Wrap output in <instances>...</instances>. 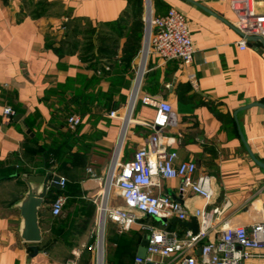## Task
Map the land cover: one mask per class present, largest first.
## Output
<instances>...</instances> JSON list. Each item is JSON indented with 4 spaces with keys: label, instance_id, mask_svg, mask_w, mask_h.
Instances as JSON below:
<instances>
[{
    "label": "crops",
    "instance_id": "1",
    "mask_svg": "<svg viewBox=\"0 0 264 264\" xmlns=\"http://www.w3.org/2000/svg\"><path fill=\"white\" fill-rule=\"evenodd\" d=\"M151 2L156 16L171 6L186 14L195 47L191 63L163 60L154 52L143 56L145 0H0V264H64L83 245L79 264L150 262L137 261L143 257L147 230L136 223L120 231L113 220H101L98 202L108 179L119 170L116 161L132 159L154 131L159 100H167L173 109L163 140L177 151V160L196 162L194 177L211 176L214 195L209 200L192 191L182 196L180 180L163 177L155 178L153 191L179 198L191 212L204 209L213 217V209L222 208L217 234L227 221L249 226L264 213V167L249 151L264 162V43L252 40L239 48L241 34L226 1ZM90 30L95 32L93 42L104 49L102 61H107L109 46L115 47L119 62L129 57V47L138 50L130 59L129 87L114 95L110 109L101 94L109 81L100 76H109L111 68L103 64V75L90 67L85 50ZM138 32L143 34L140 39ZM96 77L100 82L90 86ZM88 92L96 95L89 98ZM82 104L91 106L92 113H76L80 129L65 136L68 128L78 126L69 125L67 108ZM5 106L15 113L5 114ZM112 110L117 116L110 115ZM49 158L62 159L61 170L52 169L78 185V201L67 205L64 194L63 210L54 215L52 202L65 186L49 187L50 197L38 214L42 239L25 241L18 205L28 181L41 189L38 178L48 171ZM108 202L123 205L114 184ZM192 217L201 224L196 215L186 220ZM140 222L180 235L187 230L163 217L142 215ZM198 250L192 251L199 255ZM163 264L175 262L167 257ZM243 264H264V258H248Z\"/></svg>",
    "mask_w": 264,
    "mask_h": 264
},
{
    "label": "built area",
    "instance_id": "2",
    "mask_svg": "<svg viewBox=\"0 0 264 264\" xmlns=\"http://www.w3.org/2000/svg\"><path fill=\"white\" fill-rule=\"evenodd\" d=\"M146 1L147 28L143 56L150 52L158 54L163 60L180 59L183 63H191L195 47L190 32L186 14L175 6L169 7L165 13L154 15L151 0ZM226 1L235 13L234 26L241 37L237 41L239 48H247L249 36H261L264 39V0H221ZM142 73L139 78L141 80ZM149 102L150 98L144 96ZM4 113H15L10 106L4 107ZM111 116H117L112 110ZM173 115V109L167 100L156 102V113L152 123L154 131L148 136L144 145L137 148L132 159L125 162L116 161L119 166L117 173L108 179V187L101 195L98 209L101 220L109 218L117 223L120 231L130 229L134 224H141L147 230V255L137 257L138 262L151 261L153 264H163L164 258L170 257L175 264H243L252 257L264 258V213L253 224L234 225L226 222L220 232L217 224L222 220L223 209L215 207L213 217L204 209L189 211L184 204L167 193H156L152 187L158 184L155 178H178V191L184 195L189 191L195 192L206 199H211L214 190L211 176L201 174L194 177L197 164L192 160H177L178 153L170 149L163 140L162 130ZM68 123L75 127L80 123V116L72 114ZM124 131L127 121L123 123ZM92 171V168H88ZM67 179L61 177L64 187ZM120 190L123 205L111 206L108 202L112 185ZM66 201L64 194H59L53 200L51 211L59 215ZM142 215L163 217L169 219L178 217L188 219L196 215L201 220L198 231L194 233L187 229L180 235L177 231L157 227L140 222ZM217 234V235H216ZM201 248L199 255L192 250ZM84 247V245H83ZM75 250V255L68 258L64 264H79L78 258L82 248ZM92 248V246H88ZM38 264V263H35Z\"/></svg>",
    "mask_w": 264,
    "mask_h": 264
},
{
    "label": "trees",
    "instance_id": "3",
    "mask_svg": "<svg viewBox=\"0 0 264 264\" xmlns=\"http://www.w3.org/2000/svg\"><path fill=\"white\" fill-rule=\"evenodd\" d=\"M87 33L90 34V36H88V40L87 42H85V50H86V55L88 56L87 59L90 60V67L94 69L96 72L97 70L101 71L100 73L103 75L106 73L104 70L103 64L109 65V67L111 68L110 72L108 71L109 76H105V77L100 76L102 78H106L109 81L108 90L101 92V94L103 95V97H105L106 104H107L106 106L109 107L110 109L111 104L114 99V95H116L117 92L118 93L122 92L123 88L129 87V83L131 81V76H132L130 74L131 73L130 72V67H131L130 59L133 55L137 53L138 50L136 48L133 49L132 47H129L128 52L126 51L129 57L127 55H124L121 61L119 62L117 59H115V55H116L115 47L109 46L108 50L110 51L108 52L107 61H102L103 58L99 57V55L101 56L103 54L104 49L101 47L102 45H100V43L95 44L93 42L92 36L95 33L94 30L92 31L90 30ZM136 35H137V39L138 38L140 39L143 37V34L141 32L136 33ZM93 48L97 50V55L93 51L94 50ZM127 72H130V73L127 74ZM99 82H100L99 77L93 78L92 81H90V86H95ZM86 95L89 98H94L96 94L95 93L93 94V92H88ZM66 112H67V115H66L67 117H69L72 114H76V113H79L81 116H85L88 113L90 114L92 113V107L86 104H82L78 106L77 108H67ZM80 126L81 124L78 125L75 129L68 128L69 130H67L66 132H63V134L65 136H69L73 133L72 131L77 133L80 129ZM52 146H54V144ZM81 149H84V148L81 147ZM58 159L62 161L61 158H58ZM58 159L56 161L54 160V158H51V159L49 158V160L47 159L45 167H51V168L55 167L54 169L60 171L61 169L59 167H60V164L62 163L59 161V165H58ZM55 163H57V166L55 165ZM77 188H78V185L73 184V183H68V181H66L65 189L62 193L67 195V201H66L67 205L73 204L74 202L78 201L76 195L79 192L77 191ZM49 195H48V198L50 197Z\"/></svg>",
    "mask_w": 264,
    "mask_h": 264
},
{
    "label": "water",
    "instance_id": "4",
    "mask_svg": "<svg viewBox=\"0 0 264 264\" xmlns=\"http://www.w3.org/2000/svg\"><path fill=\"white\" fill-rule=\"evenodd\" d=\"M193 1V0H190ZM249 40H260L264 43V39L261 36H249ZM252 104H261V102H254ZM251 104V105H252ZM250 105V104H249ZM248 105V106H249ZM243 139V138H242ZM249 149V147H248ZM250 151L253 159L261 166L264 167V162L258 160L255 155ZM61 176L54 172V169L48 167V171L38 178V181L41 182V189L38 190L33 186L31 181L27 182L28 190L24 195V198L21 200L18 208L20 214L24 220L23 229L21 231V237L25 241L29 242H39L42 239V230L39 224V210L47 200L49 195V187H55L57 189H63L64 187L60 183ZM176 199V198H175ZM177 200H180L179 198ZM170 222H177L181 226L191 229L194 233L198 231L199 224L196 217H192L190 220L180 219L178 217H171L167 219ZM147 238L145 236L143 240V248H141V254L143 257L147 254ZM36 249V246H34ZM198 252H201L199 248ZM147 264H153V262H147Z\"/></svg>",
    "mask_w": 264,
    "mask_h": 264
},
{
    "label": "rangeland",
    "instance_id": "5",
    "mask_svg": "<svg viewBox=\"0 0 264 264\" xmlns=\"http://www.w3.org/2000/svg\"><path fill=\"white\" fill-rule=\"evenodd\" d=\"M165 220H166V218H164ZM163 222H164V220H163Z\"/></svg>",
    "mask_w": 264,
    "mask_h": 264
}]
</instances>
